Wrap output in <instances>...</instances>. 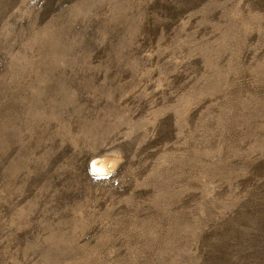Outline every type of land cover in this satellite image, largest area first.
Wrapping results in <instances>:
<instances>
[{
	"label": "rangeland",
	"instance_id": "1",
	"mask_svg": "<svg viewBox=\"0 0 264 264\" xmlns=\"http://www.w3.org/2000/svg\"><path fill=\"white\" fill-rule=\"evenodd\" d=\"M0 264H264V0H0Z\"/></svg>",
	"mask_w": 264,
	"mask_h": 264
}]
</instances>
